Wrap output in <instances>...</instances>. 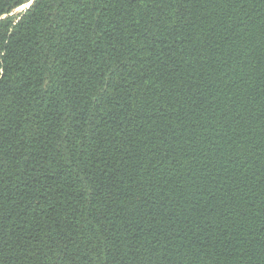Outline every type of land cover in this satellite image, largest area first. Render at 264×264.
<instances>
[{"label":"trees","instance_id":"obj_1","mask_svg":"<svg viewBox=\"0 0 264 264\" xmlns=\"http://www.w3.org/2000/svg\"><path fill=\"white\" fill-rule=\"evenodd\" d=\"M0 264H264V0H0Z\"/></svg>","mask_w":264,"mask_h":264},{"label":"rangeland","instance_id":"obj_2","mask_svg":"<svg viewBox=\"0 0 264 264\" xmlns=\"http://www.w3.org/2000/svg\"><path fill=\"white\" fill-rule=\"evenodd\" d=\"M25 8H28V5L25 6V7H22V8L17 9V10L15 11V13H19V12L25 10Z\"/></svg>","mask_w":264,"mask_h":264},{"label":"water","instance_id":"obj_3","mask_svg":"<svg viewBox=\"0 0 264 264\" xmlns=\"http://www.w3.org/2000/svg\"><path fill=\"white\" fill-rule=\"evenodd\" d=\"M32 2L28 5V8L31 6Z\"/></svg>","mask_w":264,"mask_h":264}]
</instances>
